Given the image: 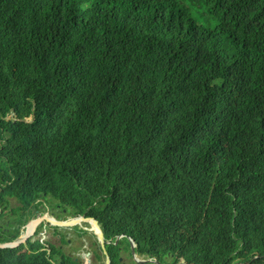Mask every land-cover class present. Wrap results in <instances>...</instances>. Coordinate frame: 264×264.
<instances>
[{"label":"trees","instance_id":"1","mask_svg":"<svg viewBox=\"0 0 264 264\" xmlns=\"http://www.w3.org/2000/svg\"><path fill=\"white\" fill-rule=\"evenodd\" d=\"M0 184L110 264H264V0H0ZM54 247L0 264H80Z\"/></svg>","mask_w":264,"mask_h":264},{"label":"rangeland","instance_id":"2","mask_svg":"<svg viewBox=\"0 0 264 264\" xmlns=\"http://www.w3.org/2000/svg\"><path fill=\"white\" fill-rule=\"evenodd\" d=\"M9 117H11V116H9ZM43 201H44V203L40 206V209H41L40 212H38V213H32L33 215L31 217L34 216L35 218H37L38 216H40L42 214H45V216H47V217H54V216L49 215V214H50L51 211L57 212V208L52 207L53 208L52 209L50 206H56V205L53 202H50V200H43ZM15 203L17 204L18 201L17 200H14V201L13 200H10V205L9 206H15ZM35 203L38 205L37 202H35ZM30 205H32V203ZM48 205H50V206H48ZM4 207L6 209H8V206H4ZM15 210H17V209L16 208H13L12 209V213L16 215L18 212L15 211ZM9 212L10 211L7 210V211H5V214H2V215L4 217H9V214H8ZM14 219H16V218H12V221ZM32 219H34V218H32ZM78 225L79 226H84L85 228H88V229L91 228L90 225H87V224L83 225V223H79ZM37 226H36V228H37ZM39 227H40V225L38 226L35 234H33L32 236H30L28 238V239H30V241H36V240H38V241L41 242V244H43L45 246L46 249L48 247V244H50L51 246L53 245V247L55 245L56 247H54V249H57L58 252H59L56 255L57 257H60L59 254H63L62 253V250L57 248L58 246L60 247V245H61V248L64 251L69 252L70 254L72 253V256L71 257L77 258V260H75V259L74 260L75 261H79L78 263H80V264H82L81 263L82 262L81 261V258L77 257V255H75V254L77 253V248H81L80 246L82 245V243H81V245H79L77 243H79L82 240L86 244L87 243H90V242H92L94 240L96 241V237L93 235L92 232H90V231H88V233L87 232H83L80 229V227L77 228V226L65 227V232L64 233L62 232L63 234L62 233H58V231H60L61 228H59V227L55 228L56 226L51 225V224H49L47 226L46 225H42V227L40 229H39ZM44 227H47V228L45 229ZM24 228H25V230H23ZM26 231H27L26 230V226L23 227V228H21V234L25 233ZM40 231L42 232L41 234H40ZM57 233L60 235V237L62 239V242H66V243H62L60 241L61 240L60 237L58 238L56 236ZM64 234H67V235L64 236ZM68 240L70 241V245H69V243H67ZM73 251L75 252V254H73ZM121 255H122L121 260L124 263H126V264L131 263L135 259L134 256L133 257L132 256H128L127 254H124V253H122ZM166 258L167 257H165V262H166ZM97 259H99L100 264H105V256L103 254H100V258L98 256ZM136 259L142 260L139 256H136ZM92 262L89 261L87 264H91ZM180 263L181 264H186L183 260H180Z\"/></svg>","mask_w":264,"mask_h":264},{"label":"flooded vegetation","instance_id":"3","mask_svg":"<svg viewBox=\"0 0 264 264\" xmlns=\"http://www.w3.org/2000/svg\"><path fill=\"white\" fill-rule=\"evenodd\" d=\"M0 193H1V184H0ZM1 200V199H0ZM10 200H13L14 201V199L13 198H9V203L8 204H6L7 206H9L10 205ZM40 201H42V199H39V203H40ZM38 203V202H37ZM38 203V205L36 204V203H32V205H31V207H33V206H38L37 207V209H32V211H31V214L32 213H38V212H40V206L44 203H42V204H39ZM17 204L15 203V206H16ZM3 204H0V232H10V230L11 229H15V228H19V226H21V228H23L25 225L23 224V225H20L19 223H17V217H18V215L16 214H13L12 212H9L8 214H9V217H4L2 214H5V211H7V210H10L11 208H13L14 206H9V208L7 209V210H4L3 209ZM48 206H50V205H48ZM51 207V206H50ZM52 208V207H51ZM23 212L22 211H20L19 212V215L20 214H22ZM26 214V213H25ZM43 215H45V214H42V215H40V216H38L37 218H40V217H42ZM49 215H52V216H54V218L55 219H58V220H63L62 219V216L60 215V214H57L56 212H53V211H51L50 212V214ZM83 217H85V216H83ZM12 218H16V219H14L13 221H12ZM26 218V216H24L23 217V220ZM32 218H35L34 216L33 217H31L30 219H32ZM87 218V217H86ZM80 223H83V225H85V224H87L88 225V223H86V222H84V221H82V222H80ZM7 224V225H6ZM50 223H48V222H46V220H44V221H42L41 223H39V225H40V227H39V229L42 227V225H49ZM38 225V226H39ZM38 226H37V228H38ZM78 227H80V229L82 230V231H84V232H87L88 233V230H86V229H88V228H85L84 226H79V225H77V228ZM21 228H20V231H21ZM37 228H36V230H37ZM45 229L47 228V227H44ZM23 230H25V228L23 229ZM36 230H35V232H36ZM64 233L65 232V229L64 228H61V230L60 231H58V233ZM42 232L40 231V234H41ZM57 233V237L59 238L60 237V235ZM62 233V234H63ZM35 234V233H34ZM44 235V234H43ZM65 235H67V234H64V236ZM20 237V236H19ZM18 237V238H19ZM60 239H61V237H60ZM59 239V240H60ZM61 242H62V239L60 240ZM66 243V242H65ZM67 243H69V245H70V241L68 240V242ZM81 243H82V245H81ZM77 244H79V245H81L80 247L81 248H77V253L75 254V252L73 251V254H75V255H77V257H79V258H81V263L82 264H87L89 261L90 262H92L91 264H100V261H99V259H97L98 257L97 256H100V254H103V252L101 251V249H100V246H99V244L97 243V241H92V242H90V243H84L83 242V240L82 241H80L79 243H77ZM131 244H132V242H131ZM55 246V245H54ZM56 247V246H55ZM58 249H61L62 250V253L64 254V255H68V256H72V253L70 254L69 252H66V251H64L62 248H61V245H60V247L58 246L57 247ZM89 253V254H88ZM71 258H73V259H75V260H77V258H74V257H71ZM79 262V261H78Z\"/></svg>","mask_w":264,"mask_h":264},{"label":"water","instance_id":"4","mask_svg":"<svg viewBox=\"0 0 264 264\" xmlns=\"http://www.w3.org/2000/svg\"><path fill=\"white\" fill-rule=\"evenodd\" d=\"M44 220H46V222L50 223L51 225H54V226L59 227V228H64V229H65V227H72V226L78 225L82 221L87 222L91 228L86 229V230L92 232L93 235L96 237L97 243L99 244L101 250L103 251V253L105 255V264H110V258L107 255V252L105 250V246L108 245L110 242L105 240L102 229H101V227H100V225L96 219L86 218L83 216H81L79 218L69 219L66 221L53 220V219L47 218L46 216H42L40 218L28 220V222L26 224V230L27 231L24 234L20 235V237L15 241L0 244V248H2V249L3 248H16V247L20 246L21 244H25V242L28 240V238L33 235L36 226ZM31 226H33V229L30 231L29 229H31ZM94 227H95V229H94ZM119 238H121V236H119L117 238V240ZM115 244H116V242H115ZM130 251H131L132 257L134 256V258H135L134 259L135 263H151L152 262V260H150V259L149 260H138V259H136V254L134 252L133 243L130 244Z\"/></svg>","mask_w":264,"mask_h":264},{"label":"clouds","instance_id":"5","mask_svg":"<svg viewBox=\"0 0 264 264\" xmlns=\"http://www.w3.org/2000/svg\"><path fill=\"white\" fill-rule=\"evenodd\" d=\"M43 216H45V215H43ZM47 217V216H46ZM79 217H81V216H78V217H74V218H79ZM47 218H50V219H53V220H58V219H55L54 217H47ZM87 218H90V217H87ZM34 219H36V218H34ZM69 219H73V218H67V217H65V219L64 220H61V221H66V220H69ZM29 220H31V219H29ZM87 223V222H86ZM27 224V223H26ZM39 225V224H38ZM89 225V224H88ZM26 226V225H25ZM24 226V227H25ZM75 226H77V225H75ZM73 227V226H72ZM35 230H36V228H35ZM34 233H35V231H34ZM33 233V234H34ZM24 234V233H23ZM20 235H22V234H20ZM28 240H30V239H28ZM96 241H97V239H96ZM40 242V241H39ZM134 245V244H133ZM103 252V251H102ZM103 255H104V253H103ZM105 256V255H104ZM137 256V255H136Z\"/></svg>","mask_w":264,"mask_h":264},{"label":"bare ground","instance_id":"6","mask_svg":"<svg viewBox=\"0 0 264 264\" xmlns=\"http://www.w3.org/2000/svg\"><path fill=\"white\" fill-rule=\"evenodd\" d=\"M32 229H33V226H31V229H29V230L31 231ZM94 229H95V227H94ZM30 231H29V232H30ZM35 239H36V238H35Z\"/></svg>","mask_w":264,"mask_h":264}]
</instances>
